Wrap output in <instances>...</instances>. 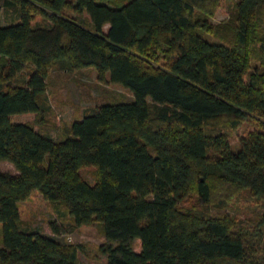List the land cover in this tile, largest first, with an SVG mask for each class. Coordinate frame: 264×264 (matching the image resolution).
Returning a JSON list of instances; mask_svg holds the SVG:
<instances>
[{
	"label": "trees",
	"instance_id": "obj_1",
	"mask_svg": "<svg viewBox=\"0 0 264 264\" xmlns=\"http://www.w3.org/2000/svg\"><path fill=\"white\" fill-rule=\"evenodd\" d=\"M230 1L218 24L221 0H1L0 264H80L56 221L23 225L34 190L74 225H101L104 264H264V127L234 147L213 124L264 126V0ZM54 65L95 68L132 96L57 139L35 126ZM235 196L250 215L225 212Z\"/></svg>",
	"mask_w": 264,
	"mask_h": 264
},
{
	"label": "rangeland",
	"instance_id": "obj_2",
	"mask_svg": "<svg viewBox=\"0 0 264 264\" xmlns=\"http://www.w3.org/2000/svg\"><path fill=\"white\" fill-rule=\"evenodd\" d=\"M1 2V0H0ZM231 1L221 0V6L211 17L213 23H226L230 19ZM73 16L87 19V14H77L68 10ZM264 20V15L262 17ZM36 21H43L41 16H36ZM259 61L253 59L252 65H258ZM26 69L25 72H28ZM47 108L41 121H35V126L40 131L50 134L55 138L64 136L66 126L74 119L80 118L86 112L91 111L95 106L106 101H119L128 99L132 96L129 89L119 83L111 81H100L95 68H81L68 70L54 65L50 68L47 77L46 87ZM250 120L243 121L237 126L232 125L231 117H221L213 124L216 128L225 131L234 147L238 146L239 138L247 135L256 128L264 127L260 125L259 119L255 114H250ZM1 168L5 170H14L11 163L4 161ZM82 175L94 181L96 169L94 166H85L81 169ZM225 206V212L243 217L250 215L249 204L244 199H235ZM198 198L194 193H190L183 201L185 207L197 205ZM19 209L23 225L32 228H41L47 233H51L50 221H56L63 230L59 236L67 243L81 245L79 247L80 264H104L106 256L101 249L102 244L106 242L101 225L94 223L91 225L76 226L69 216H64V206L53 203L43 197V195L34 190L29 198L19 203ZM62 211V212H61ZM138 240L135 241L137 245Z\"/></svg>",
	"mask_w": 264,
	"mask_h": 264
}]
</instances>
